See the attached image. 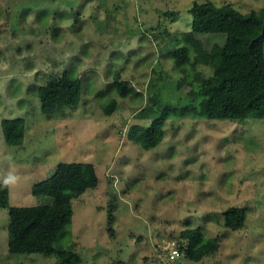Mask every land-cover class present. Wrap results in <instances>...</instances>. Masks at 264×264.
Instances as JSON below:
<instances>
[{
	"label": "rangeland",
	"instance_id": "1",
	"mask_svg": "<svg viewBox=\"0 0 264 264\" xmlns=\"http://www.w3.org/2000/svg\"><path fill=\"white\" fill-rule=\"evenodd\" d=\"M195 1L204 0H0V182L12 172L10 204H37L49 198L31 186L58 162L94 164L98 183L73 198L71 223L55 243L79 253V264H264V117L192 116L183 108L190 83L176 90L173 82L196 76L203 89L235 61L222 57L220 33L191 32ZM212 1L244 12L264 7V0ZM197 46L202 59L192 68L187 57ZM71 66L83 83L78 104L42 112L36 87ZM116 72L139 94L118 95L110 87ZM154 82L177 110L162 140L146 149L127 131L150 123L136 113ZM111 98L117 106L106 114ZM5 117L24 119L20 144L5 142ZM232 205L246 208L238 229L223 222ZM8 220L0 207V264H60L54 254L10 252ZM186 227L217 236V251L170 260Z\"/></svg>",
	"mask_w": 264,
	"mask_h": 264
},
{
	"label": "trees",
	"instance_id": "2",
	"mask_svg": "<svg viewBox=\"0 0 264 264\" xmlns=\"http://www.w3.org/2000/svg\"><path fill=\"white\" fill-rule=\"evenodd\" d=\"M188 11L192 15L191 32L220 33L224 38L222 57L235 61L218 83L200 90L196 76L192 80L187 76L173 80L176 90L186 82L191 85L183 98L186 103L183 107L185 113L208 118L264 117V7L244 12L230 2L216 4L212 0H204L193 2ZM167 14L174 15L176 11H167ZM176 41L181 39L177 37ZM187 43L191 50L195 40ZM194 51L191 56L193 58L190 59L187 55V62L192 68L202 59V49L197 46ZM178 67L185 72L184 63H180ZM154 83L156 88L149 95V102L136 113L140 118L149 119L150 123H133L127 131L128 138L146 149L155 147L162 140L166 118L170 111L175 114L177 110L171 104L172 98L164 97L159 86ZM82 87L81 78L71 66L39 84L35 94L40 100L41 111L52 113L62 107L78 104ZM110 87L122 97L131 93L139 94L118 72L114 74ZM175 97L178 98V94ZM116 106L117 100L111 98L103 106L104 112L109 114ZM1 126L6 143L22 142V117L2 118ZM97 183L98 177L92 162L60 161L51 175L31 186L33 194L48 197L49 200L20 205L10 204V189L0 182V207H7L9 215L8 250L17 253L54 254L60 264H79L82 261L79 253L74 249H58L55 243L71 223L73 198L87 188L95 187ZM222 217L226 227L238 229L245 222L246 208L229 206L222 211ZM179 234L186 241L175 245L179 255L172 259L168 255L170 260L179 259L183 255L191 261H201L219 247L217 236L204 238L200 227H186Z\"/></svg>",
	"mask_w": 264,
	"mask_h": 264
},
{
	"label": "clouds",
	"instance_id": "3",
	"mask_svg": "<svg viewBox=\"0 0 264 264\" xmlns=\"http://www.w3.org/2000/svg\"><path fill=\"white\" fill-rule=\"evenodd\" d=\"M17 179L18 178L12 172H9L3 178L2 183L5 187H9V186L15 184Z\"/></svg>",
	"mask_w": 264,
	"mask_h": 264
},
{
	"label": "built area",
	"instance_id": "4",
	"mask_svg": "<svg viewBox=\"0 0 264 264\" xmlns=\"http://www.w3.org/2000/svg\"><path fill=\"white\" fill-rule=\"evenodd\" d=\"M179 255V250L176 246H173L171 249H170V252H169V258H174L176 256Z\"/></svg>",
	"mask_w": 264,
	"mask_h": 264
}]
</instances>
